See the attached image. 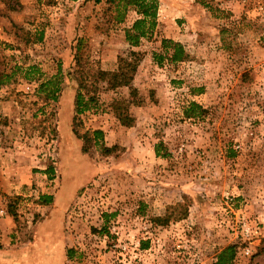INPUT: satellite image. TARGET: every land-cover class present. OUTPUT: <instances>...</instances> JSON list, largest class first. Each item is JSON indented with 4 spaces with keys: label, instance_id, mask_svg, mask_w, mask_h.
I'll use <instances>...</instances> for the list:
<instances>
[{
    "label": "rangeland",
    "instance_id": "374dc122",
    "mask_svg": "<svg viewBox=\"0 0 264 264\" xmlns=\"http://www.w3.org/2000/svg\"><path fill=\"white\" fill-rule=\"evenodd\" d=\"M157 2L151 37L130 47L123 28L135 13L110 24L105 0H0V249L38 252L21 264L57 258L35 244L45 222L73 249L63 264H212L228 244L232 264H264V0ZM161 38L186 58L157 63ZM129 50L135 93L91 88L90 74ZM58 66L51 100L37 84ZM79 83L97 104L74 115ZM188 101L201 116L182 115Z\"/></svg>",
    "mask_w": 264,
    "mask_h": 264
},
{
    "label": "trees",
    "instance_id": "16d2710c",
    "mask_svg": "<svg viewBox=\"0 0 264 264\" xmlns=\"http://www.w3.org/2000/svg\"><path fill=\"white\" fill-rule=\"evenodd\" d=\"M99 1V0H94ZM110 8V14L106 22L110 24H118L125 20L127 11H133L135 18L131 23L123 28L124 41L130 46L135 47L139 45L140 39H149L156 26L157 17V0H105ZM41 38V32L36 34V39ZM81 39H78L75 44L76 51L81 46ZM160 48L163 50V54L152 52V58L159 63L160 59L166 58L170 62L182 61L186 58V52L183 50L179 42L173 41L170 38L160 39ZM170 49V52L167 50ZM138 53L133 50H129L128 58H119V61L123 64L118 65L113 70H103L97 68L90 74L91 88H94L96 81H103L106 84V88L113 89L117 85H124L129 89L130 95L135 93V89L131 85V79L138 61ZM79 60V58H78ZM78 60H75L77 65ZM35 71V66H28L26 72ZM60 70L59 66L55 75L38 82L37 91L45 92V96L51 100H55L60 90ZM9 77L8 74L0 72V84H4ZM83 80V79H82ZM84 89V91L82 90ZM97 104V98L95 93L91 90H85L84 84L79 83L78 88L73 95V113L74 115L80 114L85 110L94 107ZM204 112L203 108L194 101H188L186 106L182 110V115L186 118L199 117ZM89 139V138H85ZM91 139L94 145H98L102 155H108L113 152L115 146H105L102 142V131L100 129L91 130ZM83 150V149H82ZM154 156L165 158L169 155L166 148L163 146L161 140H158L153 146ZM51 171V169H50ZM51 197L49 195H42L38 199L39 202H48ZM13 215V214H12ZM105 218L107 213L102 214ZM99 233H108L104 225L99 228ZM146 243L142 244L145 247ZM65 255L67 259H71L73 256V249L66 248ZM235 256V246L228 244L222 248L216 255L215 261L212 264H232Z\"/></svg>",
    "mask_w": 264,
    "mask_h": 264
},
{
    "label": "crops",
    "instance_id": "0c3cea01",
    "mask_svg": "<svg viewBox=\"0 0 264 264\" xmlns=\"http://www.w3.org/2000/svg\"><path fill=\"white\" fill-rule=\"evenodd\" d=\"M54 230L51 228L49 223L45 222L41 224L40 230H39V239L35 240V244L40 243L42 247H44V256H50V259H52V252L53 248H55V255H57V258L52 262V260H49L48 262H45V264H63V261L66 257L65 250L63 247H61V243H63L62 238H53ZM53 246V247H52ZM52 247V248H51ZM24 251V252H23ZM20 251L17 252L16 248L13 245H10L8 242L6 245H3V247L0 249V259L8 261L7 263L10 264H21V261L25 259L26 257L30 259H37L38 252H36V255H31L28 251ZM29 259V260H30ZM29 260L27 262L29 263ZM31 261V260H30ZM33 264V261L30 263Z\"/></svg>",
    "mask_w": 264,
    "mask_h": 264
}]
</instances>
